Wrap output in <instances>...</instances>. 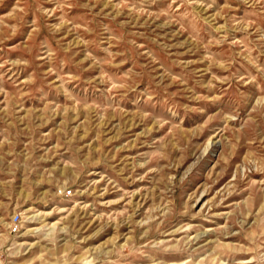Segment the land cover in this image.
I'll return each instance as SVG.
<instances>
[{
    "label": "rangeland",
    "instance_id": "obj_1",
    "mask_svg": "<svg viewBox=\"0 0 264 264\" xmlns=\"http://www.w3.org/2000/svg\"><path fill=\"white\" fill-rule=\"evenodd\" d=\"M0 264H264V0H0Z\"/></svg>",
    "mask_w": 264,
    "mask_h": 264
},
{
    "label": "built area",
    "instance_id": "obj_2",
    "mask_svg": "<svg viewBox=\"0 0 264 264\" xmlns=\"http://www.w3.org/2000/svg\"><path fill=\"white\" fill-rule=\"evenodd\" d=\"M64 192H65V191H64ZM67 194H71V191H68ZM17 230H18V226H15L14 231H17Z\"/></svg>",
    "mask_w": 264,
    "mask_h": 264
},
{
    "label": "bare ground",
    "instance_id": "obj_3",
    "mask_svg": "<svg viewBox=\"0 0 264 264\" xmlns=\"http://www.w3.org/2000/svg\"><path fill=\"white\" fill-rule=\"evenodd\" d=\"M62 211V210H61ZM51 224V223H50Z\"/></svg>",
    "mask_w": 264,
    "mask_h": 264
}]
</instances>
